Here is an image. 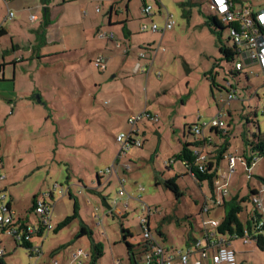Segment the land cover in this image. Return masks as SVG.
<instances>
[{"label":"rangeland","instance_id":"1","mask_svg":"<svg viewBox=\"0 0 264 264\" xmlns=\"http://www.w3.org/2000/svg\"><path fill=\"white\" fill-rule=\"evenodd\" d=\"M159 1L162 5L161 12L167 11L172 16L175 23L173 29L168 30L163 36L150 30L141 32L143 25L150 27L152 23L161 28L164 24V15L158 14V7L154 0H151L147 5L152 7V15L155 16L146 18L141 12L140 0H131L127 21L126 2H122L120 4L122 13L118 15V19L125 20L127 29L124 31V24L119 26L121 29L117 28L120 37L117 39L119 41L115 42L120 43L117 44L119 49H110L104 45L101 52L96 54L99 55L97 57L104 55L103 57L108 60L110 57L108 69L102 72L96 69L93 65L95 59L92 61L90 53H84L77 57L76 61L74 59L73 65H66L65 71L63 70L64 79L67 80L66 85H63L64 95L58 85L56 91L50 94L53 99L49 102L54 114L50 124L60 126L59 132L49 131L44 136L45 147H41V154L36 151L41 160L40 162L37 159L38 165L35 158L28 154L22 157L24 159L21 165L16 163V160L12 162V171L19 177V181L10 184L9 191H3L7 181L0 182V205L3 196L4 201L12 199L13 218L16 220L32 217L33 221L36 217L29 213L30 198L26 195L27 192L45 188L44 192L48 193L50 188L53 190L54 183L67 188L69 185L67 181L74 179L77 181L79 178L91 188L96 185L95 179L98 180L99 172L114 165L119 179L125 182L123 188L129 196L127 216L119 219L108 214V208L96 194L83 191L75 197H70L55 193L54 200L47 198L54 206L51 222L53 228L56 229L64 219L74 215L75 205L76 217L65 227L57 232L53 230L43 238L41 250L44 256H40L42 257L40 261L39 258L31 256L28 250L17 247L12 236L2 234L1 238L9 239L4 264L44 262L54 264L53 254L59 257V264H89L90 240L87 236L76 237L81 225L91 231L92 240L103 247V256L98 264H114L116 259L120 260L121 264H128V252L121 240V226L132 234V238L128 239L131 244L135 246L142 244L144 238L140 220L147 218V208L150 210V233L159 240L158 231H161L166 240L160 243L169 250L185 249L186 234L190 231L189 222L197 220L199 226L200 211L204 203L207 202V206H210L213 196L221 199V195H217L216 192L212 195L207 181L196 182L175 156L181 146L180 141L192 139L187 134L188 129L214 117L216 114L214 106L219 100L227 99L229 84L236 89L237 95L230 103L232 119L226 116L222 118L225 126L229 125V138L219 139L215 135L213 137L221 146L225 142L228 143L229 153L239 156L245 153L247 157L250 156L251 152L245 143L246 134L251 138L253 132L249 131L245 124L248 114H255L259 129L264 132V78L258 66L246 68V71L238 76L239 82L228 75L233 73V64L225 62L218 54L217 37L205 24L206 17L217 18L224 27L220 35L221 44L232 48L233 43L228 40L229 31L223 17L209 11L211 0ZM237 5L254 11L259 9L258 7H263L264 0H241ZM125 40L130 44L128 48L138 46L141 48L138 51L144 54L149 42L153 41L151 45L154 49L160 46L161 51L157 59L154 58L155 63L150 71L152 73L150 82L146 80L150 73L148 76L137 75L131 69L133 60L130 58L134 57L126 54L127 48H123ZM61 72L62 70H57L58 78ZM122 72H126L124 78L127 76L129 78L124 79ZM253 93L261 102H257V97ZM181 97L186 101L189 99V102L179 107L176 102ZM142 112H151L157 121L142 117L136 123L142 147H131L125 151V155L118 157L119 145L116 143V137L122 132L124 134L129 132L130 127L127 124L129 116L136 117ZM244 147L246 151L241 152ZM205 150L209 153L216 149L206 147ZM21 153L26 151L23 150ZM123 164L129 167L127 171L122 169ZM224 165L223 162L222 166ZM252 170L249 182L243 166L236 162L235 169L228 179L227 189L230 193L224 195L225 201L235 193H240L241 196L249 194L248 189L251 186L259 188L261 180L264 181L263 160L258 159ZM113 177L111 183L101 190L109 201L116 197L117 189L121 187L117 177ZM174 177H177L175 183L182 193L178 198L163 185L165 180ZM220 177L223 178L222 175ZM44 192L38 194H46ZM87 198L90 199L92 206L85 204ZM140 202L143 203L144 212L141 210ZM95 206L99 207L97 212L102 218L101 225L93 218L92 209ZM213 207L210 216L204 214L205 218H220L221 209L215 204ZM244 207L246 211L253 209L250 202ZM240 217L243 218L244 214ZM230 247L236 252L238 264H242L245 249L242 240H234ZM78 250L82 251V256L75 258ZM134 250L137 252L139 249ZM256 258V255H252L249 263L256 264Z\"/></svg>","mask_w":264,"mask_h":264},{"label":"crops","instance_id":"2","mask_svg":"<svg viewBox=\"0 0 264 264\" xmlns=\"http://www.w3.org/2000/svg\"><path fill=\"white\" fill-rule=\"evenodd\" d=\"M47 1V4L44 6L40 0H0V29L3 31V35L0 37V157L2 158L1 172L6 177L5 181H7L6 184H4L3 191H9L8 188L10 187V184L17 183L19 181V177L15 176V173H13L12 171V162L16 160V163L21 165L24 159L22 157L28 154V156H32L35 158V163L36 165H38L39 163L37 162V159L40 162L41 160L38 157V153L36 151L41 154V147H45L43 143L44 136H46L49 131L56 133L59 132L60 126L55 127L50 124V120H53L54 114L49 107V102L53 99L50 94L56 91L58 85L64 95L65 87L63 88V85H66L65 83L67 82V80L64 79V71L67 67L66 65H73L77 57L79 58L84 53H90V58L93 61V59H96V57L99 56L96 54L101 52V47L104 45L110 49L117 48L118 50L119 46L117 44L119 42L115 41H119L117 40L120 37V31L118 29H121V27L119 26L121 24H124V31L127 29L125 20L118 19V15L122 13L120 4L122 2H126L125 11L127 14V21L129 19L128 10L132 5L131 0ZM149 1L151 0H140L141 8L143 6V3L147 4V2ZM230 1L234 4L235 8L244 7L237 5L241 0ZM154 3L158 7V14H163L165 21L168 12H161L162 5L159 0H154ZM263 7L258 8L261 9ZM97 8L98 11L96 10ZM7 10L13 12V18L11 20L6 19ZM45 11L47 12V18L45 17ZM31 15L35 17L34 20L30 19ZM153 16L155 15H151L150 17ZM166 32L161 34V36H163ZM109 34H112V36H114L113 39L107 38ZM105 40L108 41V43ZM149 43L150 44L147 45L145 49L146 59L140 60L138 56L141 52H139L138 50L141 48L138 46L137 48H128L130 44L127 43L126 40L123 42V48H127L126 54L132 55L134 57V59L130 58L133 60L131 69L137 75L146 74L145 76H148L150 71H152L151 69H153L155 63L154 58L156 57L157 59V55L159 51H161L159 48L160 46L154 49V46L151 45L153 41ZM103 56L104 55H102V57ZM74 59L75 61H73ZM105 60L107 61L105 70H107L111 60L110 57L109 60ZM254 65L257 66L255 63H248L244 66L242 72L246 71V68H252V66ZM137 66H139V71L136 70ZM58 69L62 70V72L59 73L61 79L58 78L56 74ZM122 73L124 78L126 72ZM151 74L152 73H150V75L146 78V80H148L147 82H150ZM128 78L129 77L127 76L124 79ZM246 81H248L247 76ZM246 90L248 91L247 87ZM254 93L257 94L256 91H254ZM187 102H189V99H187L186 101V99L181 97L177 100L176 104L178 103L179 107H182L186 105ZM213 110L214 113L217 112V104L216 106H214ZM150 113L151 112H148V114ZM225 116L227 118H230V120L232 119L233 115L231 104L227 109ZM247 118L255 119V114H248ZM246 127L249 131H254V127L252 128L247 125ZM203 136H210L209 129H205L203 131ZM245 137V143L247 145V134ZM248 140L250 141L251 138H248ZM23 150L26 151V153H21V151ZM14 151H19V153L16 154V152L14 153ZM27 151L29 152L27 153ZM33 151L35 152L34 155ZM240 151L244 152L246 151V148L244 147ZM123 155H125V153L122 154L121 157ZM226 155L240 157L239 154H231L229 153V151L225 153V156ZM119 159L120 158H118V160ZM223 162L225 163L224 166H222ZM122 169L124 171H127L129 167L127 165L124 166L123 164ZM227 169L228 163L227 160L224 159L220 162L216 170V178L213 182L214 192L216 187L223 182V178L220 177V175L223 176ZM113 176L117 177V182H119V185L121 186V179H119L116 171V173L112 175L102 176L100 180L95 179L96 185L92 186L93 188H90L88 183L83 182L80 178L77 179V181L75 179L67 181V183L69 184L67 185V188L54 183L53 186L57 185L58 188L54 192L50 188V191L48 192L50 193V196H48L47 198H51L52 200H54V194H60L61 191L66 192L65 195H69L70 197H75L76 195H79L83 191H85V193H89L92 195L96 194L99 198H101V200L105 198L108 203L109 200L107 199V196L102 193L101 190H103L104 187L111 183V180L114 179ZM68 179H70V176ZM248 181L251 182V179ZM261 181L262 182L261 184H259L258 189L255 186H251V188L259 192L260 200L262 203V210L259 213L264 218V191L261 190L262 186L264 185V181ZM120 188L121 187H119L117 191ZM45 190V188H39L38 190L36 189L35 191L27 192L26 195H28L30 198V208L32 206L33 198L37 195H40L38 194L39 192H44ZM44 193L47 194V192ZM229 193L230 191L227 189L225 194L228 195ZM225 194L221 196V199L219 197H213L212 202L209 204L210 206H207V202L204 203V206L200 211L201 224L199 226L197 220H193V223L189 222L190 231L186 234L185 249L176 250V248H171L172 250H169L166 246H163L160 243L164 242L166 238L161 231H158L161 233V236L158 235L160 239H156L164 248L165 256L171 258V264H181L178 258V253H184L187 249H190L191 240H199L202 247L208 246V242L206 241L207 238L210 239V243H217L215 229L209 227L208 225L204 227L203 223L208 222L209 220H215L219 222L223 213L221 211V216L219 219L205 218L204 214L210 216V212L214 208L213 204L215 199H218L219 202L222 201V199L225 200ZM237 194L240 197H243L240 195V193H235L234 195ZM234 195L232 194L231 197ZM139 199L140 198H138V201ZM8 203L10 205V209L12 210V199L8 201ZM50 203L52 205L53 212L54 206L52 202ZM85 204L87 206H92L89 198L85 200ZM98 210V206L93 207V215L95 213L99 215L97 212ZM52 212L51 222L53 218ZM31 219L32 217L28 218V222H32ZM100 219L102 221L101 217ZM146 219L149 227L150 216H148ZM94 220L96 221L95 218ZM46 235L47 234H45L42 238H35L33 241V247L40 245L39 247L41 249L43 245V238ZM0 241L1 247L4 249V254L6 255L9 246V239L1 238ZM242 246L245 248L243 250L244 260L241 261L242 264H250L249 261L250 259H252V255H256L257 257L255 259L256 264H264V250L257 248L254 243L245 245L242 242ZM247 246H251L252 248H249ZM231 249L234 250V248ZM40 251V254L32 253L30 255L35 256L37 259L39 258L38 261H40L44 256V254H42V250ZM41 255L42 257H40ZM198 257L199 252L192 251V254L188 257V264H193V262ZM52 261L54 264H59V257L56 256V254H53ZM202 263L210 264L208 261H203Z\"/></svg>","mask_w":264,"mask_h":264},{"label":"built area","instance_id":"3","mask_svg":"<svg viewBox=\"0 0 264 264\" xmlns=\"http://www.w3.org/2000/svg\"><path fill=\"white\" fill-rule=\"evenodd\" d=\"M210 12H216L221 15L226 22V28L229 31V39L232 41L233 45L237 48L236 53L238 54V59H235L236 62L233 66V72H242L244 66L248 63H255L259 72L264 78V7L257 10L252 11L248 8H235L234 4L230 0H211L209 2L208 7ZM98 11V8L96 9ZM142 14L148 18L152 15V7L143 4L141 8ZM13 18V12L7 10L6 19L11 20ZM31 20H34V16H30ZM217 19V18H216ZM175 23L171 17V15L167 14V17L164 21V24L161 28H159L156 24L152 23L150 27L143 25L141 27V32H145L150 30L153 33H161L173 29ZM108 39H113L112 35L108 36ZM127 52V50L125 51ZM140 60H145V54L141 52L138 56ZM93 65L99 71H103L105 69V60L103 57H98L93 61ZM137 71H139V66H137ZM230 86V91H227V99H221L218 101L219 108L209 121L202 122V124L195 125L191 127V131L194 135V139H199L203 136V131L205 129H224L225 123L222 118L225 116V108L228 107L229 102L233 101L236 95V89ZM255 97L257 96L254 94ZM258 97V96H257ZM257 102H261L260 98L257 99ZM147 117L149 120L157 121V118H153L150 114L143 112L142 114L134 117L129 116L127 119V123L130 127V130L127 134L120 133L116 137V143L119 145L118 157L125 153L131 147L141 148L142 141L138 138V133L136 129V123L142 118ZM248 124L249 127H257L256 131H259V126L257 124V120L250 118ZM256 124L254 126V124ZM196 154V159L194 162L195 167L199 171H203L206 169L207 165V157L205 155V148L198 149ZM228 163V171L223 174V182L220 183L215 189L217 195H223L227 191L228 179L231 173L234 171L236 162H240L243 166L244 172L247 174L248 180L252 177V168L255 166L258 159V156L250 154L251 160L248 162L241 157H235L232 155L225 156ZM2 169V158L0 157V182L6 179L5 175L1 172ZM116 173L114 165L106 168L105 170L99 172L97 179L100 180L102 176L112 175ZM124 181L121 180V188L116 192V197L109 201L108 214L122 217L124 213L129 209V196L125 193L123 189ZM57 188V186L53 187V192ZM262 191H264V185L262 186ZM61 191V190H60ZM259 193V192H258ZM60 194L64 196L66 192L61 191ZM50 196V193L38 195L35 204L34 211L32 214L36 217V221L32 222H21L18 223L17 219L13 218V212L7 210V205L9 204L5 200V197H2V203L0 205V240L2 234H7L12 236L14 240L17 242H32L35 238H38V234H41L42 238L45 234L53 231V226L51 224V212L52 205L48 202L47 197ZM218 198V197H216ZM217 200V201H216ZM216 203H219L218 199H215ZM252 204L256 206L259 212L262 210V203L260 200V195L254 196L252 198ZM141 210L144 212L143 204L140 203ZM148 217L150 215V210L147 208ZM97 220L98 225L102 224V221L96 213L93 215ZM144 229L143 238L144 241L147 242V253L144 257V264H171V258L166 257L164 253V248L159 244L156 237H154L149 230H146L148 227L147 219L144 218L140 220ZM204 227L208 225L209 227L215 229L219 222L215 220H209L208 222L203 223ZM205 229V228H204ZM256 230L264 238V218L259 220L256 223ZM207 238V237H206ZM208 242V246L202 247L201 242L199 240H194L191 243L192 248L187 249L184 253H178V258L181 264H188V257L192 254V251H198L199 257L193 262V264H203V261H208L210 264H237L236 253L233 249L226 246H218L215 247L214 243H210L208 238L206 239ZM243 244L253 243L249 240L247 235L243 239ZM190 246V247H191ZM40 247L35 246L29 252L30 254L36 253L40 254ZM4 255V249L1 247L0 241V257ZM82 251L79 250L74 257H81ZM114 264H120V260L116 259Z\"/></svg>","mask_w":264,"mask_h":264},{"label":"trees","instance_id":"4","mask_svg":"<svg viewBox=\"0 0 264 264\" xmlns=\"http://www.w3.org/2000/svg\"><path fill=\"white\" fill-rule=\"evenodd\" d=\"M41 3L45 6L47 4V0H40ZM144 4V3H143ZM45 17L47 18V12L45 11ZM205 24L208 26L209 30L216 35V45L218 47V54L221 56V58L225 62H231L234 66V63L236 62L235 57L238 56L236 53L237 48L233 45L232 48H228L225 45L221 44L220 35L221 32L224 30V27L222 24L214 17L209 16L206 17ZM3 35V31L0 29V37ZM230 41V39L228 38ZM229 76L237 79L238 76L241 75V72H233L229 73ZM257 97V96H256ZM259 99V97H257ZM232 102V101H231ZM228 107L225 109V113L227 109L230 106V103ZM219 108V105L217 104V110ZM249 119L246 118V123L248 124ZM254 124V123H253ZM256 124H254L255 126ZM195 126V125H193ZM191 126V127H193ZM257 127H255L254 131L251 134V140H246L247 142V148L250 150V152L253 155L258 156L260 159L264 162V132L262 133L260 130L256 131ZM210 136L208 137H200L199 139H194V135L189 128L187 131V134L192 138L191 140L186 141H180L181 146L178 150L177 155L175 156V159L182 163V165L185 167L187 173L198 183H202L207 181L209 183L212 195L214 193V179L216 178V170L222 160H224L225 153L227 152L228 143H223L222 146L216 141V138L213 137L215 135L216 137L220 138H229L230 130L229 125H226L224 129H209ZM184 137L185 132L183 131ZM220 141V140H219ZM205 147L214 148L216 150H211L209 153H206L205 155L207 157V165L206 169L203 171H199L197 167H195L194 162L196 159L195 152L198 151V149H202ZM241 158L245 159L246 162L249 163L251 160L250 157H247L244 153L240 156ZM177 177L167 179L163 182V185L165 188L172 191L176 197L182 196V193L180 192L178 186L175 183V179ZM158 185V182L156 183ZM249 194L240 197L238 194L230 197L228 201H225L222 199L219 203H216L214 201L215 206L221 209L223 215L219 220V225L215 228V236H217V243H214L215 247L218 246H226L231 248V243L234 240H239L247 237L251 242H253L257 248L264 250V238L259 233V231L256 230V223L263 218V216L259 213V210L252 204V198L254 196H257L259 193L252 188H249ZM214 197V196H213ZM37 196H35L32 200V206L29 210V213H32L34 211V204ZM213 200V199H212ZM250 202L253 205V209L250 211H246L244 205L246 203ZM102 203L104 206L109 208V203H107L106 199H102ZM75 212L74 215L71 217H67L62 221L60 224H58L56 229H53L55 232L60 230L61 228L68 225L75 217H76V205L74 206ZM10 205H7V210L10 211ZM205 208V207H204ZM129 210V209H128ZM127 210V211H128ZM127 211L124 213L122 217H118L119 219H124L127 216ZM241 214H244V217L241 218ZM28 218H18L17 222H27ZM186 220H189V218H186ZM142 231L144 233V229L142 224L140 223ZM146 230H149V227H147ZM150 232V230H149ZM91 231H88L84 226H80L79 232L77 233L76 237L81 238L83 236H87L90 240V251H89V264H98L100 259L103 256V247L100 243H95L91 238ZM158 235L161 236V233L158 232ZM38 238L41 237V234H38ZM132 238V234L128 229H124L121 226V240L125 244L127 252H128V264H144V257L147 253V242H143L142 244L135 246L131 244L128 239ZM210 239L208 238V241ZM194 240H191V243ZM17 247H21L25 250H28L29 252L33 248L32 242H17L14 240ZM189 242V240H188ZM190 243V244H191ZM138 248L139 250L135 252L134 249ZM5 254L0 257V264H4V258Z\"/></svg>","mask_w":264,"mask_h":264}]
</instances>
